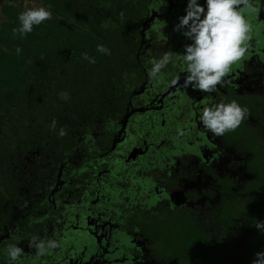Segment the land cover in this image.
<instances>
[{"label": "flooded vegetation", "instance_id": "flooded-vegetation-1", "mask_svg": "<svg viewBox=\"0 0 264 264\" xmlns=\"http://www.w3.org/2000/svg\"><path fill=\"white\" fill-rule=\"evenodd\" d=\"M187 2L14 4L20 13L48 7L53 18L33 26V45L16 33L0 40L4 52L18 48L0 50V264L9 244L25 252L17 264H180V256L164 259V219L193 218L203 233L193 249L212 252L230 210L247 209L250 182L264 188L250 165L264 149V0H254L259 16L246 17L253 36L245 59L211 94L170 86L186 75L175 54L159 80L148 76L152 60L182 55L192 42L174 31ZM232 100L248 118L223 137L206 133L203 107ZM34 235L59 247L37 259L28 247Z\"/></svg>", "mask_w": 264, "mask_h": 264}, {"label": "clouds", "instance_id": "clouds-1", "mask_svg": "<svg viewBox=\"0 0 264 264\" xmlns=\"http://www.w3.org/2000/svg\"><path fill=\"white\" fill-rule=\"evenodd\" d=\"M185 12L174 31L181 32L192 42L184 46L182 55L165 51L160 58L152 60L148 76L153 81L159 80L163 75L162 70L172 62L175 54L182 59L186 75L183 84H180V75H177L170 86L184 89L191 87L201 93L211 94L218 90V85L225 83L233 66L245 59L253 36V25L246 17L259 16L260 9L255 6L254 0H205L204 6L198 0H188ZM120 17L123 18L122 12ZM52 18L53 13L48 7L35 4L26 6L18 17L20 27L13 32L23 36L32 32L34 25ZM97 51L105 55L111 54L104 45L97 46ZM82 58L90 64L96 62L95 57L86 52L82 54ZM58 95L65 101L71 99L67 92L62 91ZM249 114V109L241 107L236 100L219 102L203 107L199 122L206 133L223 137L228 132H234ZM56 123L55 119L51 122V130L55 131ZM67 134L64 128H60V137ZM255 227L264 233V221H257ZM28 247L35 250L34 255L39 259L57 249L59 242L34 235L28 242ZM23 255L25 252L18 244H9L5 250L8 264H17ZM255 255L256 259L252 264H264V252H257Z\"/></svg>", "mask_w": 264, "mask_h": 264}, {"label": "rangeland", "instance_id": "rangeland-1", "mask_svg": "<svg viewBox=\"0 0 264 264\" xmlns=\"http://www.w3.org/2000/svg\"><path fill=\"white\" fill-rule=\"evenodd\" d=\"M19 14L20 8H14L12 6L3 8L1 15H3L4 18H9L10 21H5V24L0 30V38H11L13 34H15L13 30L20 27L18 19ZM16 34L19 36V39ZM16 34L14 37L15 39L19 41L26 40L27 42L29 40L28 43L33 45L32 32L24 34L23 36L18 33ZM0 50L4 55H10L12 54V50H18V48H8L5 52L2 48H0ZM3 72H5V68L1 65L0 73ZM250 163L254 171L258 172L259 177L263 180L264 186V149L262 153L258 155V158H253L250 160ZM256 187L257 184L255 182H250L247 209L246 206H238L236 209L230 210L231 218L225 223H222L224 233H222L221 236L215 235L212 239L214 243L212 252L204 247L193 249L192 242L197 237L200 239L203 237V233H200V226L195 223L193 218H188L187 216L183 218L173 216L172 218L164 219V259L176 255L177 258L180 256V264H220L222 257L223 260L227 262L225 264H231L235 260L239 262L238 264H252V261L256 259L255 254L257 252H264V233L262 234L260 230H253V226H255L257 221H264V213L263 219H256L259 211L264 212V188L256 190ZM257 195L259 199H257ZM226 231L227 233H225ZM252 232H259L263 237L255 239L253 238L254 233ZM235 248L238 251L237 254L234 253ZM214 251H217L219 257L217 255L211 257ZM200 252H202L201 255Z\"/></svg>", "mask_w": 264, "mask_h": 264}, {"label": "crops", "instance_id": "crops-1", "mask_svg": "<svg viewBox=\"0 0 264 264\" xmlns=\"http://www.w3.org/2000/svg\"><path fill=\"white\" fill-rule=\"evenodd\" d=\"M9 1H12V2H17L18 3V1H20V0H0V12H3V8L4 7H7V6H12V7H14V8H16L17 7V5H14V4H17L16 2L13 4V5H8V2ZM1 17V16H0ZM6 21V20H5ZM4 20L2 21L1 20V22L0 23H2V22H5ZM0 26H1V24H0ZM1 30V29H0ZM2 39V37L0 38V40Z\"/></svg>", "mask_w": 264, "mask_h": 264}, {"label": "trees", "instance_id": "trees-1", "mask_svg": "<svg viewBox=\"0 0 264 264\" xmlns=\"http://www.w3.org/2000/svg\"><path fill=\"white\" fill-rule=\"evenodd\" d=\"M263 211H259L258 213H257V217H256V219H258V218H261V219H263ZM256 229V231H258V229L255 227V226H253V230H255ZM260 232V231H259ZM259 232H256V233H254V232H252V233H254L253 235V238H255V239H260V238H262L263 236H261L260 234L261 233H259ZM263 234V233H262ZM201 247H203V246H201Z\"/></svg>", "mask_w": 264, "mask_h": 264}]
</instances>
